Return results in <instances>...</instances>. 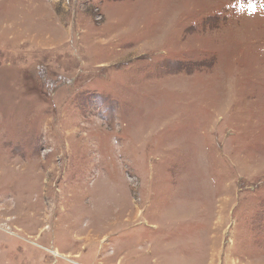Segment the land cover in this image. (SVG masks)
Here are the masks:
<instances>
[{"label":"rangeland","instance_id":"1","mask_svg":"<svg viewBox=\"0 0 264 264\" xmlns=\"http://www.w3.org/2000/svg\"><path fill=\"white\" fill-rule=\"evenodd\" d=\"M0 264H264V0H0Z\"/></svg>","mask_w":264,"mask_h":264}]
</instances>
